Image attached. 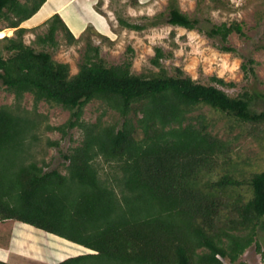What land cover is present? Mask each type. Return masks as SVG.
<instances>
[{
    "label": "trees",
    "instance_id": "1",
    "mask_svg": "<svg viewBox=\"0 0 264 264\" xmlns=\"http://www.w3.org/2000/svg\"><path fill=\"white\" fill-rule=\"evenodd\" d=\"M46 1L0 0V21L15 29L0 39V87L15 99L0 106V221L31 226L91 252L57 264H236L253 244L260 252L264 165L235 158L232 144L244 133L264 139V95L230 97L180 70L176 76L163 69L134 75L130 62L107 65L90 42L78 72L70 75L69 65L47 51L57 47L59 31L68 44L77 42L59 13L32 43L40 50L24 42L28 29L21 24ZM167 11V25L197 29L199 19L183 13L178 0H168ZM205 34L220 40L223 53L235 52L224 46L230 35L245 37L237 22L213 25ZM162 57L157 48L151 62L159 66ZM252 64L250 59L241 69L254 74ZM26 94L33 99L31 110L22 107ZM92 101L106 108L89 123L82 115ZM41 102L69 111V119L49 125L38 112ZM203 106L225 116L227 131L238 129L239 135L224 140L213 133L206 115H192ZM107 110L121 125L103 121ZM75 128L83 136L63 155L64 173L46 171L49 163L36 158L43 133L65 136ZM46 146L59 143L46 139Z\"/></svg>",
    "mask_w": 264,
    "mask_h": 264
},
{
    "label": "rangeland",
    "instance_id": "2",
    "mask_svg": "<svg viewBox=\"0 0 264 264\" xmlns=\"http://www.w3.org/2000/svg\"><path fill=\"white\" fill-rule=\"evenodd\" d=\"M54 1L58 0H47L35 16L21 24L28 29L24 42L41 49L32 43L36 36L46 32L44 22L52 15L51 9L57 6L77 42L68 44L59 31L56 34L57 47L47 51L55 61L69 65L70 75L78 72L86 44L90 42L99 48L100 57L107 65L130 62V71L134 75L148 77L163 69L167 75L176 76L177 70H180L192 80L215 86L230 97L243 93L264 95V0H178L183 13L199 19L197 29L193 31L166 24L168 0H59L57 4ZM119 19L142 26L143 30L125 28L118 23ZM232 22L242 25L245 37L230 35L224 46L233 48L235 52L223 53L220 40L209 38L205 31L213 25ZM0 30L1 39L13 36L15 29L6 28V22L0 21ZM157 48L163 53L159 66L151 62ZM250 59L254 61L249 66L254 74L244 73L241 69V65L247 64ZM213 77L222 79L226 85L213 82ZM14 103V95L0 87V106ZM32 105V96L26 94L22 107L31 110ZM262 106L261 100L255 104L257 110H261ZM105 108L101 102L92 101L85 106L82 120L95 122ZM38 112L45 115L47 123L53 127L63 125L70 117L69 111L49 107L44 102L39 103ZM199 114L210 119L213 133L220 138L232 140L239 135L238 129L231 133L227 131L229 122L222 114L204 106L192 115ZM103 121L122 123L119 116L110 110H107ZM82 136L78 128L69 130L65 136L58 131L44 132L39 148L42 154L36 158L49 163L46 171L58 169L64 173L62 164L67 162L63 155L78 146ZM46 139L57 141L59 146L47 147ZM232 148L235 158L239 156L242 160L264 165V139L244 133L233 141ZM102 166L108 170L106 165ZM257 231L261 251L251 245L236 264H264V229ZM87 253L91 252L31 226L16 221H0V261L9 264H57L66 258Z\"/></svg>",
    "mask_w": 264,
    "mask_h": 264
},
{
    "label": "crops",
    "instance_id": "3",
    "mask_svg": "<svg viewBox=\"0 0 264 264\" xmlns=\"http://www.w3.org/2000/svg\"><path fill=\"white\" fill-rule=\"evenodd\" d=\"M58 1H59V0H58ZM58 1H56V2L54 1V2L57 4ZM56 7H57V6H56ZM56 7H55L53 10L51 9L50 13L53 11L52 14H54V13H56V12L60 14V12H59L60 9L57 10ZM60 15H61V14H60ZM61 17H62V16H61Z\"/></svg>",
    "mask_w": 264,
    "mask_h": 264
}]
</instances>
